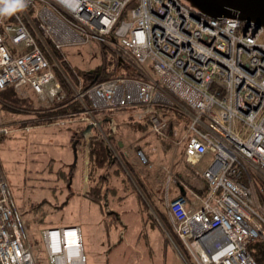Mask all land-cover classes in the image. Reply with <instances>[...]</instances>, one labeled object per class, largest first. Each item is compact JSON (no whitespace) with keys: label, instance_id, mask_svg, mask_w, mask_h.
<instances>
[{"label":"built area","instance_id":"built-area-1","mask_svg":"<svg viewBox=\"0 0 264 264\" xmlns=\"http://www.w3.org/2000/svg\"><path fill=\"white\" fill-rule=\"evenodd\" d=\"M263 33L235 16L207 17L186 0H26L22 11L0 15V91L30 84L46 102L64 97L46 39L58 50L97 41L135 62L146 79L118 76L76 90L67 78L76 98L91 103L83 121L113 148L94 113L133 109L154 134L185 145L189 162L212 155L201 173L205 197L171 199L167 188L175 233L198 264H258L248 247L264 243ZM159 107L188 113L186 130L171 133ZM93 137L84 134L86 143ZM69 229L78 230L43 231L50 264H87L79 230L74 243L65 240ZM25 233L0 166V264H36Z\"/></svg>","mask_w":264,"mask_h":264},{"label":"rangeland","instance_id":"rangeland-1","mask_svg":"<svg viewBox=\"0 0 264 264\" xmlns=\"http://www.w3.org/2000/svg\"><path fill=\"white\" fill-rule=\"evenodd\" d=\"M261 40L264 41V33ZM66 51L74 66L90 69L89 72L104 61L102 47L97 41L70 46ZM107 55L109 59L115 56L111 50ZM80 84L73 87L77 90ZM21 94L27 96L24 92ZM28 97L33 101L32 97ZM33 102L35 107L24 108L21 113L6 112L0 108V128L8 127L10 130L7 134L0 132V165L25 223L27 245L38 264H49L43 244V229L63 227L81 230L87 264H187L173 242L166 240L164 231L154 222L150 210L140 203L135 192L126 189L129 182L128 185L119 183V195L125 196V199L119 201L111 198L112 203L108 207V210L118 213V217L112 213H102L80 192L85 185V178L79 173L82 169V152L76 158L67 139L78 122L28 130L27 127L37 120L34 109L47 108L55 103L44 100ZM119 115L118 132L127 135L128 129L122 125L124 115ZM186 115L190 117L188 113ZM184 124L182 122L180 128ZM182 146L176 145L167 157L161 155L149 165L143 164L141 157L136 155L139 170L146 168L157 176L158 182L154 187L157 197L164 191L166 193L165 188H161V178L164 185L173 183L172 163L176 161L178 153L181 154ZM76 159L79 162L78 170L70 187L57 177V173L61 170L70 171ZM202 167H209V163L204 161L197 169ZM71 191L76 194L70 196ZM64 202L68 203L61 209L53 207ZM37 212L44 215L41 221H34L39 215Z\"/></svg>","mask_w":264,"mask_h":264},{"label":"trees","instance_id":"trees-1","mask_svg":"<svg viewBox=\"0 0 264 264\" xmlns=\"http://www.w3.org/2000/svg\"><path fill=\"white\" fill-rule=\"evenodd\" d=\"M29 14L30 12L27 11ZM112 37V36H111ZM46 42L49 46L51 53L53 54L54 59L46 51L50 61L54 64V70L57 78L61 82V85L64 90V97L57 100L54 104H51L50 107L44 108L40 107L34 109L37 114V120L34 121L33 125L47 124V123H56L63 122L64 124L70 122H78V125L72 131V141L74 142L78 151L81 150L85 154L86 149L88 148V179L89 186L86 196L96 205L99 206L102 213L108 214L112 213L118 217V213L115 211L108 210L109 207V196L114 192H118V187L114 186L112 180L114 177L122 178L123 183H130L126 189L135 192L141 204H144L145 208L150 210L151 216L154 219V222L164 231L166 240H170L166 230L174 239L179 251L185 257L188 264H198L195 260L189 249L185 246L182 240L175 233L173 225L171 223L170 217L166 210L160 206V202L163 203V198L159 200L155 199L152 191L147 186L145 182L146 176L150 175L148 169L143 168L139 170L136 160L129 159L125 156L123 152H120L119 149L114 147L115 150L108 147L105 142L101 139H98L99 131L94 129V127L88 122L83 121V118L87 116L86 106L91 107V103L88 98H83L84 103L76 98V93L70 84L67 81V78L72 82L75 87L81 83L82 89H86L93 82L105 81L116 78L118 76H127L132 78L146 79L142 74V70L139 66L132 60H125L120 57L118 53L113 51L107 46L102 47L104 54V61L97 67L92 70V73L89 70L77 68L72 64L67 56L66 50H58L48 39ZM111 50L114 52L115 56L108 58L107 52ZM55 60L58 64H55ZM153 75L152 69H147ZM22 90L16 89L14 86L7 87L5 90L0 91V108L6 112L11 113H21V110L27 107H35L34 102L28 96H22ZM29 109V108H28ZM159 112L168 117L169 119V130L173 133L176 129H179L182 121L178 119H184L187 123L184 125L185 131L190 119L183 115V113L177 108L171 107H159ZM123 111V109L118 110ZM115 111H102L95 112L94 116L100 122L103 132L110 137L111 141H116L118 137V132L116 127H112L113 118L111 114ZM174 114L176 116H174ZM133 120L135 124H140V128L146 130L149 134H153L155 139L160 142L162 147L166 152H172L176 144L167 140L160 135L153 133L151 124L148 121L147 117L143 119ZM92 130L94 131V137L87 144L84 138V134ZM181 131V130H180ZM86 143V144H85ZM88 147H87V146ZM180 146V145H179ZM183 147V148H182ZM181 154L178 153L177 162L173 166V174L176 180V185L179 186V190L172 191L169 190V195L171 199H174L180 195H185L188 200L193 199L192 192L198 194L199 196L205 197L208 194L209 184L202 177L201 172L197 167L187 161V156L185 154V145L182 146ZM179 148V149H181ZM153 150L152 148H150ZM151 150L147 151L142 145H135L134 151L138 157H141L143 164L149 165L154 155L151 153ZM178 151V150H177ZM167 152V153H168ZM116 153L114 165L106 171L105 175L103 174L106 170L107 165L111 161V154ZM143 154L146 161L142 158L140 154ZM76 165L74 164L70 171L61 170L57 174L60 180H63L67 183L68 186H72L73 178L75 175ZM111 179V183L107 184V178ZM157 177V176H156ZM183 183V185H182ZM162 184V183H161ZM131 187V189H130ZM183 189V190H182ZM119 200H124L125 196H120ZM68 202H64L60 205H54L56 209H61ZM150 204V205H149ZM35 207V205H33ZM153 208V211L150 207ZM39 215L34 219V221H41L44 215L37 212ZM161 223L163 225H161ZM250 254L256 259L258 264H264V243L260 239L254 240L248 247ZM34 257V256H33ZM36 264L37 260L34 258Z\"/></svg>","mask_w":264,"mask_h":264},{"label":"crops","instance_id":"crops-1","mask_svg":"<svg viewBox=\"0 0 264 264\" xmlns=\"http://www.w3.org/2000/svg\"><path fill=\"white\" fill-rule=\"evenodd\" d=\"M21 90H22V92H24L27 96H30V97H32L33 98V101H35V103L36 102H39L40 100H42L41 98H40V96L37 94V92L34 90V88L30 85V84H26V85H23L22 87H21ZM182 112H184V111H182ZM185 113V112H184ZM183 113V115H185L186 117H188L187 115H186V113L184 114ZM34 116H35V114L34 113H32ZM118 114H122V115H124V118L125 119H123L122 121H123V126L124 127H126L127 129H128V133H127V135L126 134H120L119 132H118V130L120 129V124H119V121H118V117H120V115L118 116ZM174 116H176L175 114H174ZM136 110H133V109H127V110H125V109H123V111H118V110H116L114 113H112L111 114V118H113V121H112V127L113 128H115L116 127V129H117V132H118V137H117V139H116V141L114 142V144H113V142L111 141V143H112V146H113V150H115L114 149V147L116 148H118L119 149V151L120 152H123L124 154H125V156L126 157H128L129 159L131 158V159H133V160H136V162L138 161L137 160V157H136V154H135V151H134V146L135 145H142V146H144V149H146L147 151H149V150H151L150 148H152L153 150H151V153H153L154 155H152V157H153V160H157L158 158L157 157H159V156H161V155H163V157L164 156H168V154L170 153V152H166L165 150H163L164 148L162 147V145L160 144V142H158L156 139H155V136L153 135V134H149L146 130H143L142 128H140V124H135L134 122H133V120H135L136 118ZM189 118V117H188ZM178 119L180 120V121H182V122H184V123H187L184 119H181L180 117H178ZM190 119V118H189ZM31 121H32V119H31ZM71 123V122H70ZM64 123L63 122H57V123H55V124H53V123H51V124H39V125H32L31 127L29 126V127H27V129L29 130L30 128H33V127H35V128H37V127H45V126H61V125H63ZM185 125V124H184ZM119 126V127H118ZM122 126V127H123ZM181 131L184 129V126L183 127H181V128H179ZM132 133H134V134H136L135 136L134 135H132ZM71 134V135H70ZM110 138V137H109ZM67 139H68V141H69V146H70V148H71V150H72V152H75V156H76V158L79 156V154H81V150H79L78 151V154H77V148H76V146H75V144H74V142L72 141V133H69V136L67 137ZM111 140V139H110ZM86 141V140H85ZM86 144V143H85ZM88 144V143H87ZM87 146V145H86ZM88 147V146H87ZM81 151V152H80ZM157 153V155H156V153ZM116 154V153H115ZM81 156H82V169L81 170H79V173H81V175L85 178V185H84V187H82V191H80V192H82V194L87 198V199H89L87 196H86V193L88 192V186H89V179H88V173H89V167H88V148L86 149V152H85V154H83V152H82V154H81ZM155 157V158H154ZM178 158V157H177ZM204 161H207V163H209V165L211 164V162L213 161V156L212 155H207V156H203L202 158H200V159H197L194 163H192V164H194L196 167L199 165L200 166V164L201 163H203ZM177 162V159H176V161L174 162V163H172V165L174 166V164ZM78 161H77V159H76V161H75V163L74 164H77L76 165V170H75V175H76V172H77V170H78ZM114 165V164H113ZM112 165V166H113ZM1 166V165H0ZM71 166H73V165H71ZM111 166V167H112ZM110 167V168H111ZM109 168V169H110ZM206 168H208V167H206ZM205 168V169H206ZM72 169V167L70 168V170ZM203 167H202V169H199V171L202 173L204 170H205ZM106 171L107 170H105L104 171V175H105V173H106ZM75 175H74V178H75ZM106 176V175H105ZM74 178H73V180H74ZM107 178V184H110L111 183V179L109 178V177H106ZM7 179V178H6ZM115 179V180H114ZM161 180V188H165V190L167 191V188H169V190L171 189L172 191H174V190H179V186L178 185H176V180H175V178L173 177V179H172V182L173 183H169V184H167V185H164V180H162V178L160 179ZM115 182V183H114ZM122 182V178H118V177H114L113 178V180H112V183H113V185L114 186H116V187H118V192H116V194L114 193V192H112V194H110V196H109V204H111L112 203V199L111 198H115V199H118L121 195H119L120 194V192H119V190H120V186H119V183H121ZM145 182L147 183V186L149 187V189L152 191V193H153V195L155 196V199L156 200H159L160 198H161V196H162V198H163V203H159L160 204V206L161 207H163L165 210H166V212H167V208H166V203H165V197H166V193H165V191H164V193L162 194V195H160V196H156V193L154 192V187H155V185L157 184V182H158V178L157 177H155L153 174H150V175H148V176H146V179H145ZM182 185H183V183H182ZM79 188H81V187H79ZM130 189H131V187H130ZM72 190V189H71ZM72 192V191H71ZM76 194V192L74 191V192H72L71 194H70V196L71 195H73V194ZM69 196V197H70ZM193 199H194V196H193ZM193 199H191V200H189V202H191V201H193ZM90 200V199H89ZM119 200V199H118ZM91 201V200H90ZM120 201V200H119ZM92 202V201H91ZM93 203V202H92ZM94 204V203H93ZM96 205V204H95ZM96 206H98V205H96ZM99 207V206H98ZM100 209V208H99ZM19 210V209H18ZM101 211V210H100ZM168 213V212H167ZM43 230H45V229H43ZM78 230H79V232H80V236H81V230L78 228ZM81 242H82V237H81ZM43 244H44V241H43ZM25 245H26V247L30 250V247L27 245V241H26V237H25ZM44 247H45V244H44ZM46 249V248H45ZM181 255V254H180ZM49 264H50V261H49Z\"/></svg>","mask_w":264,"mask_h":264},{"label":"water","instance_id":"water-1","mask_svg":"<svg viewBox=\"0 0 264 264\" xmlns=\"http://www.w3.org/2000/svg\"><path fill=\"white\" fill-rule=\"evenodd\" d=\"M192 7L207 17L221 20L224 16H235L247 25L254 24L256 28H264V0H186ZM92 73V71H90ZM115 153L111 154V161L106 170L115 163ZM183 190V189H182ZM161 225H163L161 223ZM170 240L174 243L172 236L166 230ZM178 249V247H177ZM179 250V249H178ZM186 261L185 257L179 251ZM187 263V261H186ZM188 264V263H187Z\"/></svg>","mask_w":264,"mask_h":264},{"label":"clouds","instance_id":"clouds-1","mask_svg":"<svg viewBox=\"0 0 264 264\" xmlns=\"http://www.w3.org/2000/svg\"><path fill=\"white\" fill-rule=\"evenodd\" d=\"M26 7V0H0V15H12Z\"/></svg>","mask_w":264,"mask_h":264},{"label":"bare ground","instance_id":"bare-ground-1","mask_svg":"<svg viewBox=\"0 0 264 264\" xmlns=\"http://www.w3.org/2000/svg\"><path fill=\"white\" fill-rule=\"evenodd\" d=\"M250 34V33H249ZM204 56V55H202ZM77 229H69L65 232L64 238L69 243H74L76 241V234L79 236V232ZM57 234V233H56Z\"/></svg>","mask_w":264,"mask_h":264}]
</instances>
